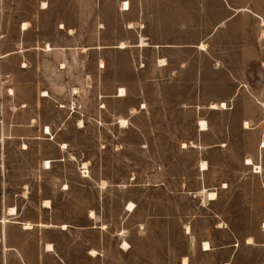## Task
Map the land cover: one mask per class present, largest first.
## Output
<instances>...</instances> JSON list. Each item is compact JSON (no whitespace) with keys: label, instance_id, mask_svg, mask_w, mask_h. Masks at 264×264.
Masks as SVG:
<instances>
[{"label":"crops","instance_id":"0c3cea01","mask_svg":"<svg viewBox=\"0 0 264 264\" xmlns=\"http://www.w3.org/2000/svg\"><path fill=\"white\" fill-rule=\"evenodd\" d=\"M0 5V264H162L167 250L175 253L170 264L185 259L258 264L236 240L220 244L202 226L215 218L222 233L230 221L221 214L231 213L236 230L264 231V0H0ZM82 36L90 38L88 45ZM79 80H88L89 96L95 97L88 129L95 136L87 155L68 136L87 126L75 106ZM98 80L105 104L99 110ZM54 93L56 107L50 105ZM115 132L136 134L138 140L112 144L106 134ZM97 133L105 134L99 144ZM34 140L53 143L58 155L28 156ZM146 149L154 151L148 160ZM165 149L195 153L200 183L195 187L187 178L179 195L200 197L199 205H162L160 196L150 206L141 203L144 191L130 182L142 174L130 173L128 166L171 163L161 153ZM130 150L136 155L130 157ZM82 164L93 166L88 176L81 174ZM117 165L124 170L119 173ZM198 209L206 215L169 220L170 242L162 243L163 211ZM146 212L152 217L145 222ZM173 236L187 244H174ZM256 237L250 232L243 245L252 247Z\"/></svg>","mask_w":264,"mask_h":264},{"label":"rangeland","instance_id":"374dc122","mask_svg":"<svg viewBox=\"0 0 264 264\" xmlns=\"http://www.w3.org/2000/svg\"><path fill=\"white\" fill-rule=\"evenodd\" d=\"M72 1V0H70ZM23 10L26 9V6H22ZM3 12V5H0V14ZM89 37L88 36H82L80 38V41L82 44H87L89 42ZM107 39H114V38H107ZM64 43H72L71 39H65ZM98 88L96 91V107L99 110L100 107H105V104L101 103V98L102 95L100 94L101 90H103V87H101V84L99 85V80H98ZM78 85H79V94L80 95V99L77 101V103H75V106L80 109L81 112H83L82 115H85V123H86V128L85 131L79 132V133H70L68 136L70 137V139H75L76 141H79L82 145L81 147L84 148V153L88 152L87 147L90 145V138H93L95 136L94 133H89L88 129L89 125L93 126L92 124H94V120L92 117V114L94 112L95 109V102L93 99H95L94 96H89V84H88V80H79L78 81ZM52 91H54V88L51 87ZM73 92H76V90H72ZM94 92V88L93 86L91 87V92ZM44 93V92H43ZM55 93L52 95L53 99H51L50 105H52L53 107H56L55 105H59V102L57 100H55ZM78 97V94H76ZM74 108V105L71 106ZM83 117V116H82ZM52 120H55L56 122V118L55 116H52L51 118ZM80 124H82L80 122ZM84 124V121H83ZM83 126V125H81ZM46 131H47V127H46ZM105 134H101V133H97V143L99 144L101 141L104 140V136ZM108 136L107 141L112 142H119L120 139H128L129 142H135L137 141V135L136 134H129L128 138L126 134H118V133H109L106 134ZM150 139L152 138V135L149 136ZM93 140V139H92ZM111 144V145H112ZM264 144V143H263ZM262 144V145H263ZM94 146V144H93ZM9 147V146H8ZM13 149V146H12ZM146 155L145 158L146 160H148V156H152V154L154 153L153 150H149L148 149L145 150ZM2 153L4 155V149L2 150ZM161 153L163 154V156L171 161V163H168L166 165H161V166H157V165H152V164H143L140 166H136L135 164H130L128 166L129 168V172L131 173L132 171H139L140 174H142L139 179L135 180V181H131L130 183L134 184L135 186H138L137 188H139V190L144 191V193L142 194V197H140V201L142 204H144L146 206H150L152 204L153 201L156 202V199L159 198L160 196V200H161V204L162 205H169V204H177V205H199L201 202L200 197L194 199L193 201L190 200L189 198L186 197H182L179 195V193L184 189L183 186H181V183L184 182L187 178L191 181L193 186H198L199 185V181H197L196 179V174H195V170H194V165H193V161L195 159V153L193 151L190 152H182L178 149L172 150V149H165V150H161ZM28 156H33V157H37V156H42V155H49V156H57L58 155V151L56 148V145H54L53 143H49V142H45V143H41L40 141H33L32 144V149L30 151V153H27ZM81 156H85L84 154L80 153ZM129 155L130 157H133L134 155H136V151L130 150L129 151ZM82 164L81 168H80V172L81 174L84 176H88L91 172V169L93 168V166L90 165H85ZM99 168L101 169V166H95V168ZM4 168V166H3ZM118 168V172L120 173L121 169L124 170V166L121 165H117ZM154 170H157L159 172L158 175L153 176V172ZM256 171V170H255ZM232 171L231 170H225V177H231ZM216 183V182H215ZM230 183H232V181L230 180ZM166 184V186L164 185ZM159 185H161V189L160 187H158ZM149 190V191H148ZM153 191V192H150ZM223 200L225 199V196L221 197ZM205 202V201H204ZM206 204V203H205ZM166 210V208H165ZM215 212L216 211H212L209 210V214L212 216H215ZM206 215L205 212H201L199 209L196 211H189V213L184 214L182 212H177V213H169V212H162L160 219H161V224L162 227H165L166 230H164V234L162 235V243H166L168 244L170 242V231H169V220H171L173 223L175 222V220L178 223H181L182 221H184L185 219H190L191 217H195V216H204ZM152 215L148 212H146L144 214V221H148L149 219H151ZM224 218L225 220H228L230 222H227L226 227L223 230L222 233H218L217 229H215L214 227V223L212 220L209 224H208V228L205 225H203V229H205L204 231L212 237H216L217 238V242L218 243H233L236 240V244L240 243V249L242 252H244L245 250H250L251 253L253 254V257H256L258 264L261 263V261H263L264 259V246L262 245L263 243V239H264V231L262 229H249V228H243V229H235L232 223V214L231 213H225V214H221V218ZM200 217H198L197 219L194 218V220H197L196 225L198 223ZM211 220V219H210ZM248 224V223H246ZM174 227V224L172 225ZM264 226V225H263ZM144 228V225H143ZM207 228V229H206ZM196 231L199 232L200 228L199 226H196ZM256 232L257 237L255 240V244L252 245V247L248 248L245 247L243 245L244 242V238L246 237V235H248L250 232ZM235 234H234V233ZM238 237V238H237ZM239 239V240H237ZM254 241V240H253ZM171 242H173L174 244H187V239H185L184 237H175L173 236L171 238ZM167 249H169L167 247ZM175 253L173 252H169L168 250L165 253H162V257H164L166 260L163 261L162 264H170L169 258L170 257H174ZM185 261V260H184ZM185 264V263H184ZM188 264V262H187Z\"/></svg>","mask_w":264,"mask_h":264},{"label":"bare ground","instance_id":"6f19581e","mask_svg":"<svg viewBox=\"0 0 264 264\" xmlns=\"http://www.w3.org/2000/svg\"><path fill=\"white\" fill-rule=\"evenodd\" d=\"M44 4H45V2H44ZM46 5V4H45ZM126 5H127V7L129 8V2H126ZM44 6V5H43ZM126 7V8H127ZM46 8V7H45ZM24 26L26 25V24H23ZM23 26V27H24ZM63 26V25H62ZM126 44V43H125ZM145 44V43H144ZM122 45H124V43L122 42ZM46 47H48L47 49H51V44H48V46H46ZM102 62V61H101ZM103 65V64H102ZM63 66V65H62ZM121 90V93H120V95H124V93H125V90L124 89H120ZM12 92V91H11ZM77 92V91H76ZM43 95L44 96H48V95H50V93H48L47 91H45L44 93H43ZM223 103V102H222ZM221 104V103H220ZM216 105V104H215ZM214 105V106H215ZM223 105V104H222ZM213 106V107H214ZM62 107H63V105H62ZM217 107V106H216ZM223 107H225V106H223ZM121 120V124L122 125H126L127 124V120H125V119H120ZM119 121V120H118ZM81 125H83V120L81 121ZM203 123V122H202ZM204 125H205V123H204ZM200 127H201V125H200ZM205 127V126H204ZM48 134H51V130H50V127H47V131H46ZM63 145V144H62ZM263 146H264V144H263ZM63 147H66V144H64L63 145ZM247 163L248 164H251V165H253V160L251 159V158H248V161H247ZM47 167H51V164H50V161H48L47 160ZM85 166V165H84ZM207 166H206V163H203V168H206ZM255 172H261V167L260 166H256V171ZM104 184V183H103ZM204 190V189H203ZM208 196H209V198L210 199H216V197H217V193L216 192H209L208 194H207ZM50 202V201H49ZM46 204V203H45ZM47 206V205H46ZM13 208V207H12ZM15 208V207H14ZM10 209L11 210V212H12V214L13 213H15V209ZM134 208H135V205L133 204V203H130V205H129V207H128V210H130V211H133L134 210ZM9 210V211H10ZM10 213V212H9ZM6 221V219L4 218V222ZM27 225V227H31L33 224H31V223H27L26 224ZM49 225V224H48ZM248 241L250 242V243H253V238H249L248 239ZM125 245L127 246V243L125 242ZM205 249H211V244L209 243V242H206L205 241ZM126 246H125V248H126ZM51 248V247H50ZM97 252V251H96ZM93 253V252H92ZM95 254V253H94ZM184 263L185 264H187V259H185V261H184ZM226 264H228V263H226Z\"/></svg>","mask_w":264,"mask_h":264},{"label":"built area","instance_id":"2783aa9c","mask_svg":"<svg viewBox=\"0 0 264 264\" xmlns=\"http://www.w3.org/2000/svg\"><path fill=\"white\" fill-rule=\"evenodd\" d=\"M84 176H86V175H84Z\"/></svg>","mask_w":264,"mask_h":264}]
</instances>
